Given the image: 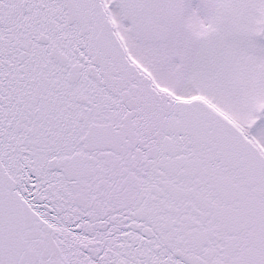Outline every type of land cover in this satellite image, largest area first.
<instances>
[{"label": "snow or ice", "instance_id": "6c2138e0", "mask_svg": "<svg viewBox=\"0 0 264 264\" xmlns=\"http://www.w3.org/2000/svg\"><path fill=\"white\" fill-rule=\"evenodd\" d=\"M0 264H264V0H0Z\"/></svg>", "mask_w": 264, "mask_h": 264}]
</instances>
